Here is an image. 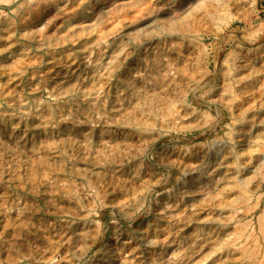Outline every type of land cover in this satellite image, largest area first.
I'll return each mask as SVG.
<instances>
[{
	"label": "rangeland",
	"instance_id": "374dc122",
	"mask_svg": "<svg viewBox=\"0 0 264 264\" xmlns=\"http://www.w3.org/2000/svg\"><path fill=\"white\" fill-rule=\"evenodd\" d=\"M179 1L0 0V264L231 256L264 193V0Z\"/></svg>",
	"mask_w": 264,
	"mask_h": 264
},
{
	"label": "bare ground",
	"instance_id": "6f19581e",
	"mask_svg": "<svg viewBox=\"0 0 264 264\" xmlns=\"http://www.w3.org/2000/svg\"><path fill=\"white\" fill-rule=\"evenodd\" d=\"M193 0H180L179 1V8L181 9V8H184V6H186L187 4L189 5V3H191ZM193 3V2H192ZM178 8V7H177ZM186 8V7H185ZM216 144V143H215ZM216 151V150H215ZM262 157V156H261ZM260 159V158H259ZM261 160V159H260ZM259 160V161H260ZM256 161V160H255ZM262 161V160H261ZM261 161L260 162H258V163H261ZM254 162V161H253ZM255 163V162H254ZM263 163V162H262ZM261 163V164H262ZM199 164H202V162L201 163H198V165L197 166H199ZM256 164V163H255ZM260 164V165H261ZM259 165V166H260ZM262 165H264V163L262 164ZM197 166L194 168V169H196L197 168ZM253 166V165H252ZM251 166V167H252ZM257 167V165H255V167L258 169V168H260V167ZM205 167V166H204ZM254 167V168H255ZM199 168V167H198ZM207 168V167H206ZM206 168H205V171H206ZM254 168L252 169V170H254ZM255 168V169H256ZM198 170V169H197ZM249 170H251V169H249ZM263 170V169H262ZM245 171H246V169H245ZM194 172V171H193ZM248 172V171H247ZM264 172V171H263ZM208 173V172H207ZM207 173H205L204 172V175L205 174H207ZM245 173V172H244ZM243 173V174H244ZM255 173V172H254ZM242 174V175H243ZM258 174V173H257ZM252 175L254 176V174L252 173ZM262 175H264V174H261L259 177H261ZM208 176V175H207ZM249 176V175H248ZM247 176V177H248ZM253 176H252V179H253ZM264 177V176H263ZM249 178V177H248ZM208 179V178H207ZM251 179V178H250ZM252 179H251V181H252ZM254 179H255V177H254ZM263 179V178H262ZM247 179H245V181H246ZM193 180H191V182H192ZM190 182V183H191ZM240 182V181H239ZM242 182H244V181H242ZM188 183V182H187ZM241 183V182H240ZM245 183V182H244ZM249 183V182H248ZM250 183H252V182H250ZM196 184V183H195ZM258 184V183H257ZM243 185V184H242ZM259 185H260V183H259ZM193 186V185H192ZM257 186V185H256ZM190 187V186H189ZM244 187H245V185H244ZM246 189H248V186H247V188ZM263 189V188H262ZM249 190V189H248ZM251 190V189H250ZM249 190V191H250ZM251 191H253V190H251ZM255 191V190H254ZM259 191V190H258ZM244 193L243 194H247V193H250V192H245V191H243ZM252 194V193H251ZM257 194H256V192H255V196H256ZM250 195H248V197H249ZM252 196V195H251ZM251 196H250V198H251ZM254 196V195H253ZM245 197H247V195L245 196ZM248 197H247V199H246V201L248 202ZM256 198V200H255V204L254 203H252V206H253V208L257 211V213H256V215H255V217L254 218H252V220L251 221H249V222H246V224L247 223H249V228L246 230L245 228L248 226H246V227H244V229H245V231L246 232H243V231H239L238 230V232L236 233V236L234 237V239L232 240V242H231V244L229 243L228 245L229 246H227L228 248H225L227 251H228V253L231 255L229 258H227L226 260L225 259H221L222 258V255L221 254H219L218 256H217V261H216V264H264V193H263V191H262V193H258V196L257 197H255ZM250 200H252V199H250ZM235 201V200H234ZM237 203H239V202H237V201H235V205H237ZM254 204V205H253ZM251 205V204H250ZM249 205V206H250ZM239 206H241V205H239ZM244 207V206H243ZM253 210V209H252ZM236 211V210H235ZM233 212H234V209H233ZM253 212V211H252ZM235 213V212H234ZM247 213V212H246ZM236 214H237V212H236ZM250 214V213H249ZM252 216V215H251ZM236 218H238V217H236ZM250 218V217H249ZM234 220V219H233ZM246 220V219H245ZM247 220H249V219H247ZM246 220V221H247ZM238 221V220H237ZM245 222V221H244ZM236 223V222H235ZM238 223H236V225H237ZM242 224V223H241ZM236 225L234 224L233 226H235V228L234 229H236ZM244 225V224H243ZM241 227V226H240ZM226 241H228V240H226ZM224 244V247H225V243H223ZM221 246H223V245H220V247ZM219 247V246H218ZM219 247V248H220ZM224 247H221V248H223L224 249ZM226 250H225V253H227L226 252ZM218 251V250H217ZM216 251V252H217ZM222 251V250H221ZM224 251V250H223ZM223 253V252H222ZM225 253H224V255H225ZM215 254H217V253H215ZM228 254V255H229ZM214 257V256H213ZM213 257H211V258H213ZM215 257H216V255H215ZM224 257V256H223ZM211 258H210V260L209 261H211ZM207 260V261H208ZM213 263L215 262V261H212ZM207 263V262H206ZM205 263V264H206ZM207 264H212V263H207Z\"/></svg>",
	"mask_w": 264,
	"mask_h": 264
}]
</instances>
